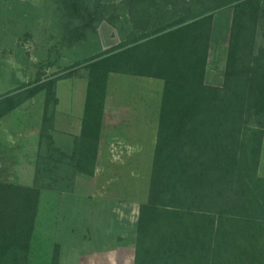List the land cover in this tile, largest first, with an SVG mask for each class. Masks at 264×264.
<instances>
[{
    "label": "trees",
    "instance_id": "obj_1",
    "mask_svg": "<svg viewBox=\"0 0 264 264\" xmlns=\"http://www.w3.org/2000/svg\"><path fill=\"white\" fill-rule=\"evenodd\" d=\"M65 10L64 42L84 39L106 14L105 0H57ZM135 19L149 3L153 30L88 61L80 136L69 154L54 146L57 83L38 78L0 97V119L45 92L40 156L34 186L0 181V264H30L41 190V161L67 160L93 175L112 73L164 81L147 202L140 207L135 264H264V177L258 168L264 138V45L261 0H122ZM234 10L222 86L206 81L216 10ZM176 8L170 15V8ZM159 11V13H155ZM172 13V12H171ZM174 17V18H173ZM62 159V160H61ZM51 175V174H50ZM49 181V180H48ZM54 182H57L53 178ZM51 264H61L59 245Z\"/></svg>",
    "mask_w": 264,
    "mask_h": 264
},
{
    "label": "rangeland",
    "instance_id": "obj_2",
    "mask_svg": "<svg viewBox=\"0 0 264 264\" xmlns=\"http://www.w3.org/2000/svg\"><path fill=\"white\" fill-rule=\"evenodd\" d=\"M261 1L264 4V0ZM239 2L233 1L214 13L208 60L211 62L210 81L217 86L224 83L223 67L227 63L234 10ZM105 4L106 14L115 15L117 22L112 24L103 19L95 30L88 32L86 39L68 45L63 39L65 10L57 0H0V97L19 91L24 84L40 77L71 74L72 77L57 83L59 104L55 108L54 129L50 130L54 146L65 154L75 145V138L67 136L66 127L69 124L71 129L70 121L76 126L73 116H80L82 112L80 97L87 93L88 60L108 48L135 43L154 28L149 20L154 15L153 9H148L149 3L138 7L135 19L122 0H105ZM169 12L170 15L182 14L173 7ZM154 18L158 20L156 15ZM258 44L264 45L263 19ZM115 76L110 79L112 87L118 83ZM123 84L128 101L132 104L140 101L141 107L159 111L162 81L135 76ZM138 87L142 88L140 93L136 92ZM44 101L43 91L35 96L34 105L30 106L38 122L41 121V128ZM119 132L132 133L133 139L143 140L145 134L147 143L129 146L125 160L118 155L107 160V149L117 154L121 145H104L102 160H97L93 175L77 173L67 160L59 162L60 156L56 157L57 165L48 159L43 160V164L41 161V184L66 190H55L58 192L55 194L47 187L41 190V206L33 234L37 253L40 247L44 250L53 247L54 254L59 245V253H63L61 264H135L140 207L149 196L158 129L156 126L145 130L116 129V133ZM117 139L114 137L111 141L117 142ZM47 155L48 139L41 140L40 134L37 166L39 157ZM92 234L95 236L90 237ZM56 238L60 239V244H54ZM109 248L115 249L110 258L83 255ZM78 251L81 256L76 255ZM33 259L39 261L33 260L37 264L49 262L43 254Z\"/></svg>",
    "mask_w": 264,
    "mask_h": 264
},
{
    "label": "crops",
    "instance_id": "obj_3",
    "mask_svg": "<svg viewBox=\"0 0 264 264\" xmlns=\"http://www.w3.org/2000/svg\"><path fill=\"white\" fill-rule=\"evenodd\" d=\"M210 59L208 61L207 71H206V81L209 84L214 85L210 81ZM226 68V64L223 69ZM222 69V70H223ZM116 75L117 82L113 87L111 81L109 80L108 86V94H107V102L104 113V122L103 128L100 138L99 152H98V162L102 160L103 156V147L106 144L116 145L119 143L120 153H112L107 149V160H111L114 156L118 155V158L122 160L128 159V149L129 146L133 144H143L147 143L145 140V134L143 135V139H133L135 137L132 133H116V129L123 130H132L135 128L139 129H150L155 128L158 129L159 126V116H160V107L159 111L150 110L148 107H141V102L131 103L126 99L123 91L125 90V85L123 82L130 80L131 77H135V75L121 74V73H112L110 75L113 77ZM147 78V76H137ZM150 79H158L163 82V90H164V81L159 78L149 77ZM218 85V84H215ZM142 88H136V92L140 93ZM82 99V112L80 116H73L77 120L76 126L71 124L69 130V124L67 125V136L70 137H78L81 134L82 129V120L85 111V101L86 95H82L80 100ZM35 97L25 101L22 105L12 110L4 117L0 119V181L1 182H10L22 184L25 186H34L36 181V172H37V155L38 148L40 143V134H41V121L37 118L36 112L30 107L34 105ZM79 114V113H78ZM109 129H111L109 131ZM147 136V135H146ZM118 137L117 142L111 141L113 138ZM156 143V142H155ZM130 156V155H129ZM113 158V159H114ZM101 168L99 163H97V170L99 171ZM96 170V173L99 174ZM258 174L261 177H264V138L262 144V151L260 156ZM52 193H58L53 190ZM43 191L41 192L42 197ZM41 197H40V206H41ZM40 208V207H39ZM83 218V215L81 216ZM95 218V216H94ZM38 219V218H37ZM95 234H92L90 237H94ZM35 236H33L31 252H30V264L34 263L33 259L35 255L41 256L42 254L48 257L49 262L44 264H51L53 258V247L52 249L44 250V248H39L38 253L35 247ZM60 239L56 238L54 240V244H60ZM115 252V249H106L105 251H94L92 250L89 253H83V255L87 256H97L102 255L104 257H109ZM63 256V253L60 254ZM77 256H81L82 253L79 251L76 253ZM60 256V262H62V257ZM39 262V261H36ZM41 264V263H39Z\"/></svg>",
    "mask_w": 264,
    "mask_h": 264
}]
</instances>
